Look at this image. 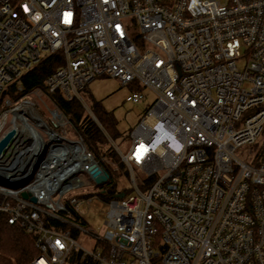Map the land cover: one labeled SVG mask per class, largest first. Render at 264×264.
Wrapping results in <instances>:
<instances>
[{
	"label": "built area",
	"instance_id": "built-area-1",
	"mask_svg": "<svg viewBox=\"0 0 264 264\" xmlns=\"http://www.w3.org/2000/svg\"><path fill=\"white\" fill-rule=\"evenodd\" d=\"M39 70L15 102L58 92L84 105L81 91L108 76L150 104L124 152L112 141L132 191L105 201L102 236L59 215L79 212L67 194L93 180L83 140L13 135L0 213L35 236L28 264H65L73 250L95 264H264V0H0V102Z\"/></svg>",
	"mask_w": 264,
	"mask_h": 264
},
{
	"label": "rangeland",
	"instance_id": "rangeland-1",
	"mask_svg": "<svg viewBox=\"0 0 264 264\" xmlns=\"http://www.w3.org/2000/svg\"><path fill=\"white\" fill-rule=\"evenodd\" d=\"M236 65L239 69H242L245 65V60L243 58L238 59ZM245 86H248V84H245ZM131 91L132 88L130 86H123L118 80L112 77L99 76L89 82L85 90L80 93L84 100L85 109L90 116L92 112L88 105L90 104L91 97L99 101L105 110L111 112L116 124V129L124 135L114 141L123 152L129 146L133 129L139 123L142 115L150 104V101H142L139 103L128 102L126 97ZM150 97L151 96H149L148 100H151ZM1 108L3 109L0 111V135L9 128L14 130V134H22V130L18 127L20 124L19 120L13 117V112L16 111L18 113L21 112L23 116L34 125L36 121H38L36 119L41 121L42 125L38 126L37 130L43 140H49L47 135L48 131L57 135L60 138L59 140H81L77 130L64 114L65 117L60 115L62 116V122L57 124L52 112L58 108L48 95L28 93L25 97V102L22 104L11 100L9 104H6V101H3ZM58 112H60L59 109ZM31 113L36 115L34 116L36 119L32 118ZM60 114L62 113L60 112ZM13 123L15 124L14 126ZM238 155H240L239 152ZM128 173L129 180L122 179L118 184L119 188L128 189L131 187L130 174H132V172L128 169ZM134 173L136 175V172ZM83 175L86 181H88V185L72 190L67 194L68 197L76 196L79 199L77 205L81 220L75 219L72 215L62 216L73 223L81 225L85 230L102 236L105 230L104 221L106 218L105 210L107 204L99 197V192L101 191L99 184L91 180L88 174L83 173ZM77 242L81 246L92 249L91 245L93 242L88 236H86V238L84 237L83 240L81 236L78 237Z\"/></svg>",
	"mask_w": 264,
	"mask_h": 264
},
{
	"label": "trees",
	"instance_id": "trees-1",
	"mask_svg": "<svg viewBox=\"0 0 264 264\" xmlns=\"http://www.w3.org/2000/svg\"><path fill=\"white\" fill-rule=\"evenodd\" d=\"M41 73L39 70L28 74L24 78L28 84L27 88L15 94L12 86L6 91V97L11 101H16L19 97L31 91L39 84ZM49 96L59 111L75 127L86 148L92 153L94 159L108 176L104 183L99 184L101 188L99 197L103 201H109L128 195L132 191L131 187L127 189L118 186L122 179L129 180L128 169L112 145V141L114 142L115 139L124 135L116 129L111 112L105 110L99 101L91 97L88 106L97 120L94 121L77 98L67 100L58 92L51 93ZM1 105L2 101L0 102V111L3 109ZM141 189L144 190V186H141ZM120 194H123V196L120 197ZM59 215L61 217H63L62 215H72L75 219L81 220L79 213L73 209H70L69 212H60ZM7 217V214L0 213V264H28L37 253L34 245L35 236L26 233L19 224H9ZM51 223L56 228L69 230L72 237L79 236L78 231L67 224L57 221H51ZM80 254L81 250H73L65 264H95L90 257L81 260Z\"/></svg>",
	"mask_w": 264,
	"mask_h": 264
},
{
	"label": "water",
	"instance_id": "water-1",
	"mask_svg": "<svg viewBox=\"0 0 264 264\" xmlns=\"http://www.w3.org/2000/svg\"><path fill=\"white\" fill-rule=\"evenodd\" d=\"M14 135V130L12 128H9L5 130L1 135H0V153L3 151L4 147L9 143V141L12 139ZM89 171L91 173V176L96 184H101L104 183L107 180V174L100 168L98 164H93L90 168ZM25 183V180H17L8 183L9 186L18 188L22 186ZM123 194H120V197H122ZM23 198H27L28 194L23 192L22 193ZM30 200L32 202H35V198L31 197Z\"/></svg>",
	"mask_w": 264,
	"mask_h": 264
},
{
	"label": "bare ground",
	"instance_id": "bare-ground-1",
	"mask_svg": "<svg viewBox=\"0 0 264 264\" xmlns=\"http://www.w3.org/2000/svg\"><path fill=\"white\" fill-rule=\"evenodd\" d=\"M52 113H53L54 119L57 122V124H60L62 122L60 115L57 112H52ZM31 115H32L33 119H36V117H34V116H36L34 113H31ZM14 117H17L19 119L20 124L18 125V127H20L21 130L32 135L33 140H42V136L37 132V129H36L37 127H35V126H41L42 125L41 122L39 121V119H36L39 121V124L32 126L26 121V119L22 115L16 114ZM14 125L15 124L13 123V126ZM47 135H48L49 140H59L60 139L57 135H55L51 131H48ZM14 138L12 140H17Z\"/></svg>",
	"mask_w": 264,
	"mask_h": 264
}]
</instances>
